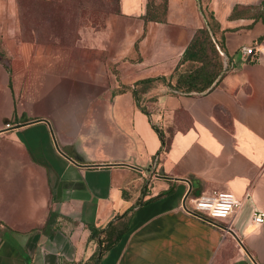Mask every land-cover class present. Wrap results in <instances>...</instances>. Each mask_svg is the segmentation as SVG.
I'll list each match as a JSON object with an SVG mask.
<instances>
[{
    "label": "crops",
    "instance_id": "obj_1",
    "mask_svg": "<svg viewBox=\"0 0 264 264\" xmlns=\"http://www.w3.org/2000/svg\"><path fill=\"white\" fill-rule=\"evenodd\" d=\"M166 1L161 20L120 0L116 23L61 44L24 39L0 0V264H264V0ZM202 4L213 86L137 82L187 63ZM211 191L250 196L226 217L188 210ZM110 219L125 230L93 260Z\"/></svg>",
    "mask_w": 264,
    "mask_h": 264
},
{
    "label": "trees",
    "instance_id": "obj_2",
    "mask_svg": "<svg viewBox=\"0 0 264 264\" xmlns=\"http://www.w3.org/2000/svg\"><path fill=\"white\" fill-rule=\"evenodd\" d=\"M45 1L46 3H36L35 1L24 3L25 0H17L18 14L21 19L24 8L36 13L29 27H26L23 22L20 23L21 36L24 39L36 42L72 44L64 37L65 31L63 30L66 14L63 8V0ZM151 1L153 0H148L147 2L145 18L163 20L164 15L162 17H155L150 14L149 5ZM162 1L165 2L166 7L167 1ZM211 14L210 12V16L213 18ZM205 16L204 14L203 26L197 29L181 57L180 62L188 60L184 64L186 68L180 70L176 66L174 71L168 75L148 77L137 82L148 83L151 80L160 79L167 82L173 88L184 92H200L212 87L216 78L221 74L223 67L220 52L216 45L217 39L213 37V29H211L209 21ZM44 36H47V38ZM159 134L162 144L167 147L169 138L164 137L161 131H159ZM124 230V223L122 224V221L116 219H110L103 227L92 226L90 236L97 238V249L93 260L97 261L105 250L113 246Z\"/></svg>",
    "mask_w": 264,
    "mask_h": 264
},
{
    "label": "rangeland",
    "instance_id": "obj_3",
    "mask_svg": "<svg viewBox=\"0 0 264 264\" xmlns=\"http://www.w3.org/2000/svg\"><path fill=\"white\" fill-rule=\"evenodd\" d=\"M30 1L46 3L45 0H25L24 3H30ZM63 2V8L66 14L63 30L65 31L64 37L70 43L76 42L82 36L83 32L101 30L106 27L108 22L116 23V15L119 14L120 0H63ZM201 6L206 15L205 18L208 19L209 25L213 29L214 18L210 16L211 10L209 6L205 4ZM149 9L152 16L162 17L166 11L165 2L162 0H153L150 2ZM35 15L36 13L33 11H28L27 8H24L22 19L18 14L19 25L23 22L26 27H29ZM44 37L47 38V36ZM184 68H186L185 65L181 66L180 70Z\"/></svg>",
    "mask_w": 264,
    "mask_h": 264
},
{
    "label": "built area",
    "instance_id": "obj_4",
    "mask_svg": "<svg viewBox=\"0 0 264 264\" xmlns=\"http://www.w3.org/2000/svg\"><path fill=\"white\" fill-rule=\"evenodd\" d=\"M241 54L249 58H255L257 49L254 45H243L240 48ZM10 123L6 122L4 129L10 127ZM249 192L244 194V197H237L230 191H211L206 193H199L192 198V207L188 208L190 212L195 215L204 217L207 215L211 218H220L228 216L235 208L240 207L244 198L248 199ZM251 219L254 223L260 224L264 221V210L254 209L252 211Z\"/></svg>",
    "mask_w": 264,
    "mask_h": 264
}]
</instances>
